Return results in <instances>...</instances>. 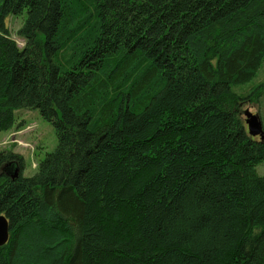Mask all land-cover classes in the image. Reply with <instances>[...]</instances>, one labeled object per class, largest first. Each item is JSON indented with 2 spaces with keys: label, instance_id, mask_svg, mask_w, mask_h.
I'll use <instances>...</instances> for the list:
<instances>
[{
  "label": "trees",
  "instance_id": "16d2710c",
  "mask_svg": "<svg viewBox=\"0 0 264 264\" xmlns=\"http://www.w3.org/2000/svg\"><path fill=\"white\" fill-rule=\"evenodd\" d=\"M263 64L264 0H0V133L56 140L0 152V264H264Z\"/></svg>",
  "mask_w": 264,
  "mask_h": 264
},
{
  "label": "rangeland",
  "instance_id": "374dc122",
  "mask_svg": "<svg viewBox=\"0 0 264 264\" xmlns=\"http://www.w3.org/2000/svg\"><path fill=\"white\" fill-rule=\"evenodd\" d=\"M24 14L20 16H8L5 20L10 38L20 48L23 42L16 36V32L22 24ZM264 81V64L258 71L254 80L239 92H245L255 85ZM238 91V90H237ZM258 114L264 130V93L259 101L252 97L245 101L240 113L244 120V113ZM55 135L51 125L44 121L36 110L17 109L14 111V124L11 129L0 133V152L9 151L21 156L23 161V177H30L34 174L36 166L44 155L53 150L55 146ZM259 176L264 175V164L256 167Z\"/></svg>",
  "mask_w": 264,
  "mask_h": 264
},
{
  "label": "water",
  "instance_id": "95a60500",
  "mask_svg": "<svg viewBox=\"0 0 264 264\" xmlns=\"http://www.w3.org/2000/svg\"><path fill=\"white\" fill-rule=\"evenodd\" d=\"M247 134L250 137H257L260 142H264V130L258 114L244 113L243 120ZM17 169H14L12 177L16 176ZM8 237V224L3 216H0V246L5 244Z\"/></svg>",
  "mask_w": 264,
  "mask_h": 264
}]
</instances>
